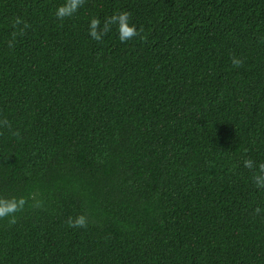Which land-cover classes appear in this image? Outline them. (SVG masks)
Returning <instances> with one entry per match:
<instances>
[{
    "label": "trees",
    "instance_id": "trees-1",
    "mask_svg": "<svg viewBox=\"0 0 264 264\" xmlns=\"http://www.w3.org/2000/svg\"><path fill=\"white\" fill-rule=\"evenodd\" d=\"M65 3L0 0V264H264V0Z\"/></svg>",
    "mask_w": 264,
    "mask_h": 264
},
{
    "label": "clouds",
    "instance_id": "clouds-1",
    "mask_svg": "<svg viewBox=\"0 0 264 264\" xmlns=\"http://www.w3.org/2000/svg\"><path fill=\"white\" fill-rule=\"evenodd\" d=\"M83 3L84 0H66V3L58 7L56 10L57 19L63 20L65 17L72 16L76 11H78ZM130 18L131 14L126 11L113 14V16L106 22L105 33L110 30L108 27L110 23H117L119 39L122 43L138 36L139 32L137 31L136 27L134 25L129 26ZM99 23L100 21L97 18H93L90 22L89 35L97 41L102 39V34H98L97 32ZM233 64L239 66L241 61L234 59ZM244 166L246 168H251L253 166V162L251 160H245ZM259 171L261 174H264V163L259 165ZM253 180L257 183L258 187H264V176L258 177L254 175ZM24 203L25 201L23 199L16 200L15 198H0V218H5L12 215L13 219L10 221V223H15L14 214L23 208ZM68 224L70 227H87L86 217L84 215H80L75 220L69 217Z\"/></svg>",
    "mask_w": 264,
    "mask_h": 264
}]
</instances>
